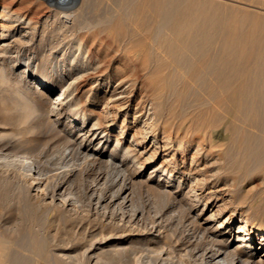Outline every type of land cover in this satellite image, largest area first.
Instances as JSON below:
<instances>
[{
  "label": "bare ground",
  "instance_id": "1",
  "mask_svg": "<svg viewBox=\"0 0 264 264\" xmlns=\"http://www.w3.org/2000/svg\"><path fill=\"white\" fill-rule=\"evenodd\" d=\"M60 2L71 3L73 0H60ZM24 18L7 13L4 19L9 21L10 25L4 29L8 32L6 36H12L25 29L27 34L37 30L30 21L23 25ZM81 27L78 29L76 27V30L72 25L77 32L100 29L103 33L112 35L113 41L117 43L116 54L112 56L102 48H97L99 54H108L109 61L121 58L115 71H108L104 79L106 83L103 85L108 86L104 93L106 97L103 96L102 100L116 103L131 98L128 94L130 85L127 84L132 82L128 79L134 74L133 66L145 78L141 88L145 96H141L137 104L140 105L141 110L134 117V121L140 124L138 133L141 134V140L133 141V147L129 146L122 150L121 160H118L114 153L103 160L96 154L95 149L84 151L80 147L82 143L78 145L79 154L83 155L84 160L97 165L105 164L107 171L116 176L112 184L117 187L116 192H112L109 198L95 195L94 203L97 207L101 205L110 207L120 199L124 204L130 203L128 194L125 195L129 190L127 182L133 184L135 177L141 175L142 172L137 169L143 168L146 164L148 158H142L150 150L153 153L159 150L174 154L185 153L193 146V142L201 137L215 140L209 152H200L207 162L212 160L210 157L212 154L222 155L220 161L228 160L236 169L237 175L232 176L229 185L239 184L243 180L250 179L254 174H261L264 184V0H113V7L101 12L95 25ZM26 37V34L21 35V38ZM85 39L89 40V38ZM84 44V39H80L76 56L71 60L68 68L65 66V72L62 74L69 76L68 71H71L74 72L75 77L66 84L67 87H64L56 105L50 109L43 108L33 99L34 97L31 98V86L42 87L34 94L42 99L48 98L54 91L49 85L54 84L56 73L41 65L38 68L39 76H30L31 82L24 83L23 77L14 71L20 55L17 54L12 66H9L8 60L13 58L11 57L13 45L5 43L0 46V119L5 125L17 124L18 132L23 136L40 129L44 123L51 127L59 125L63 119L68 122L79 119L84 123L86 115L81 111L80 98L75 91L73 93L69 90L74 88L73 86L78 84L84 75L104 65V63L99 64L100 61L91 63L89 58L83 56ZM76 57L79 58L76 60ZM131 65L132 69L129 68ZM27 72V70L22 71V75ZM114 76L119 80L111 88L109 85ZM98 101L100 102L101 99ZM129 102H132V99ZM66 107L72 108L73 113L64 114ZM45 109V113L48 114L46 118L43 115ZM99 126L100 123L96 121L86 134L92 132L95 136ZM124 131L125 127L122 128L121 135ZM9 132L5 127H0V138L8 136ZM84 137L86 135L82 139ZM26 140L27 143L30 142L28 138ZM218 140H224L223 149L221 145H215ZM107 141L108 135L105 133L99 138L98 144H102L103 147ZM147 142L150 144L143 152L137 151L141 144ZM71 143L74 144L72 141ZM119 145L118 140L113 152ZM21 159L20 161L27 164L32 169L31 172L33 171V174H30L32 181L30 188L35 197L42 198L45 203L48 200L52 203L55 197L48 199L47 195L43 196L46 184L41 178L40 169L36 165L33 166L28 158L21 157ZM171 161L172 158H165L164 162L154 167L151 172V174L161 172L168 176L164 179L160 177L158 182L163 194H166L170 186L168 179L173 177L172 170L177 167L176 163L169 166L168 163ZM130 163L138 164L136 171H129ZM184 174L188 175V173ZM73 176H75L73 171L67 174V178ZM104 179L103 176L101 180ZM178 183L179 186L185 181L181 178ZM195 188L191 186L190 193L194 192ZM61 189L62 186L57 190L58 198L61 196ZM237 190L235 187L228 190L226 188L230 198L227 203L232 202L233 212L222 219L218 226L212 228L213 230L208 231L204 228L196 232L197 243L193 249L196 261L199 260L200 264H264V213H262L264 195H256L257 197L249 203L247 195L238 196ZM194 195L197 199L198 195L196 193ZM58 200L64 207L73 204L71 203L73 200L68 201L66 198ZM243 206L246 207L247 212L251 211L254 215L262 216V220H255L252 225L248 224L244 217ZM236 215H240L241 224L235 229L233 219ZM207 219L214 220V215ZM247 225H250L249 230ZM20 232H22L19 233L20 236H16L18 238L15 239L1 234L0 264H27V258L23 257L21 254L23 251L20 250L27 249L30 245L27 244V229ZM255 232L260 236L258 243L254 239ZM140 235V239H145L147 234ZM154 238L148 239L147 247H151ZM31 241L39 248L35 250L40 252L44 243L39 238L31 237ZM159 241L155 240L157 243ZM235 243L237 244L233 246ZM160 250L162 251H159L158 259L163 263L169 262L172 259L170 252L161 248ZM258 252L262 253L260 257L256 256ZM91 258L90 260H95L94 264L98 262L99 257L91 256ZM71 259L73 263L78 260L76 257Z\"/></svg>",
  "mask_w": 264,
  "mask_h": 264
},
{
  "label": "rangeland",
  "instance_id": "2",
  "mask_svg": "<svg viewBox=\"0 0 264 264\" xmlns=\"http://www.w3.org/2000/svg\"><path fill=\"white\" fill-rule=\"evenodd\" d=\"M111 2L110 0H73L71 3L60 2V0H0V46L5 43L13 45L11 55L13 58L8 60L9 66H12L14 57L19 54L14 71L23 77L24 83L31 82L30 76H39L38 68L41 65H45L56 73L54 84L49 85L54 91L48 98L42 99L34 94L42 87L31 86V98L34 97L33 99L43 108L50 109L55 106L66 84L75 77L74 72L71 71H68L69 76L62 74L65 72V66L68 68L71 60L76 56L80 39H84L85 42L82 47L83 56L89 58L91 63L99 61V64L104 63L100 68L84 75L81 81L73 86L75 89L69 90L73 93L75 91L80 98L81 111L86 115L84 123L79 119L72 122L63 119L55 127L44 123L40 129L22 136L18 132L17 124L5 125L0 119V127L10 131V135L0 138V236L2 234L15 239L20 236L19 233H22L20 230L27 229V244L32 246L28 245L27 249H20L23 251L21 252L23 257L27 258V264H94L95 260H90L91 256L99 257L96 264H200L199 260L196 261L193 249L197 243V233L204 228L208 231L213 230L222 219L233 212L232 202L227 203L230 198L226 188L228 190L235 187L240 191L237 190V195H247L250 203L258 194L264 195L261 174H254L250 179L243 180V183L229 185L232 176L237 175L236 169L228 160L220 161L222 155L212 154L210 155L212 160L207 162L200 152L210 150L215 140L201 137L195 140L193 146L185 153L174 154V152H163V150L153 153L150 150L142 158H148L146 164L143 168L137 169L142 172L141 175L135 177L133 184L127 182L129 190L125 195L128 194L130 203L124 204L120 199L112 206H106L107 208L103 205L96 206L94 203L96 197L101 195L100 197L109 198L112 192H116L117 187L112 185L116 176L107 171L105 164L97 165L84 160L83 155L79 154L78 145L82 143L80 147L84 151L95 149L96 154L103 160H106L111 153L121 160L122 150L129 146L133 147V141L141 140V134L138 133L140 124L134 121V117L141 110L140 105H137L141 96H145L141 89L145 78L133 66L134 74L128 79L132 82L128 81L127 84L130 85L128 91L131 93L128 92V94L131 95L129 100L132 99V102L128 99L116 103L102 100L103 96L106 97L104 93L108 86L103 85L106 83L104 79L108 71H115L121 58L109 61L108 54H99L98 49L102 48L104 52L112 56L116 54L117 43L113 41L112 35H107L97 28L90 32L76 31L80 26L95 25L100 13L113 7V0ZM68 8L73 9L67 10ZM7 13L24 16L23 25L30 21L37 30L27 34L25 29L12 36H6L8 32L4 29L10 25V22L4 19ZM72 25L77 29L72 28ZM24 34L27 37L21 38ZM102 59L103 62H101ZM129 68L132 69V65ZM24 70L28 72L22 75ZM118 80L119 78L114 76L109 86L114 87ZM48 90L51 92L50 89ZM98 99L101 101L99 102ZM46 109L43 110L45 118L48 115L45 113ZM72 113V108L64 109V114ZM96 121L101 125L96 131L97 134L95 136L92 132L86 134ZM124 127L125 131L121 135ZM105 133L108 135V141L102 147L98 141ZM84 135L86 137L82 139ZM25 138H28L30 142L27 143ZM118 140L120 145L113 152ZM223 143H225L224 140H218L215 145H221L223 149ZM149 144L148 142L141 144L137 151L143 152ZM150 154L153 157H150ZM21 157L28 158L33 166L36 165L40 169L41 178L46 184H44L46 188H44L43 196L47 195L48 199L55 197L53 204L49 203L50 200L47 204L42 201V198L35 197L30 188L32 182L30 174H33V171L31 172V168L20 161ZM165 158H172L168 165L172 166L176 163L177 167L172 170L173 177L168 179L170 186L166 194H163L158 182L160 177L164 179L168 176L161 172L153 174L151 172L154 167L162 164ZM129 165H131L130 172L136 171L138 164L135 166L134 163H130ZM70 171H73L75 176L67 178ZM101 176L105 179L101 180ZM181 178L185 183L178 186ZM61 186L62 197L58 198L57 190ZM191 186L196 187L194 192H191L193 195L190 193ZM195 193L198 195L197 199ZM62 198L68 201L73 200L71 202L73 204L64 207L58 200ZM243 211L250 225L255 220L263 218L254 215L251 211L247 212L246 207ZM262 213H264V206ZM211 215H214V220L208 221L207 218ZM240 224L241 217L236 215L233 226L236 229ZM250 225L246 226L248 230ZM143 233L147 235L145 239H140V234ZM253 234L258 243L260 236L257 232ZM31 237L39 238L44 243L42 251L40 250L42 253L35 250L39 248L35 242L32 243ZM152 237L156 239L154 238L151 247H147L146 243ZM157 239L160 243L155 242ZM34 246L36 248H32ZM160 248L170 252L172 259L169 262L163 263L158 259L159 251H162ZM261 254L258 252L256 256L260 257ZM71 256L78 259L76 263L72 262Z\"/></svg>",
  "mask_w": 264,
  "mask_h": 264
}]
</instances>
